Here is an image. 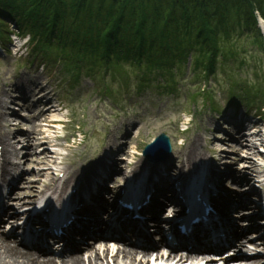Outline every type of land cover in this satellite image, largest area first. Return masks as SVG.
Masks as SVG:
<instances>
[{
	"label": "rangeland",
	"instance_id": "rangeland-1",
	"mask_svg": "<svg viewBox=\"0 0 264 264\" xmlns=\"http://www.w3.org/2000/svg\"><path fill=\"white\" fill-rule=\"evenodd\" d=\"M263 23L259 17V33L237 31L228 41V38L224 40L223 50L231 55L225 62L219 61L216 76L207 80L203 73L191 71L188 62L183 67V74L176 67L170 73L152 72L150 79L134 66L118 65L111 69L105 84L96 85L103 77L102 72L95 81L84 76L73 84L53 56L43 66L34 65L32 51L35 44L26 45L16 55L14 50L7 53L10 46L17 49L19 43L25 42L20 37H13V45L6 42V49H0V115L7 112L6 130L19 150L16 161L25 163L17 176L19 190L13 191L26 201L41 197L47 191L50 193L59 186L57 183L64 182L67 186H62L59 194L63 198H71L76 191L87 197L90 182L94 183L99 175L108 174L104 182L105 197L108 198L120 192L131 170L139 164L149 163L143 157L144 149L163 133L171 139L174 159L166 162L157 176L167 169L175 178L182 165L188 166L186 154L194 145L200 150L198 162L211 164L213 161L218 165V172L242 171L240 167L247 161L243 160L242 165L237 161L236 153L242 146L240 155L246 159L248 146L240 134L233 135V128L251 130L247 133L252 135L251 138H255L257 128L264 132V103L260 101L264 98V52L256 42L257 38L264 39ZM43 59L46 58L37 60H47ZM118 76L124 77L125 84L120 79L113 80ZM140 81L149 84L148 90L138 91ZM236 85L251 91L256 103V106L245 104L241 109L242 115L249 116L242 123L244 126L236 118L238 114L226 112L229 93ZM253 93H261V96L258 98ZM210 97L221 114L207 109ZM50 105L63 107V110L48 116L45 113L51 112ZM53 116H62V120L54 121ZM262 136L260 139L264 140V134ZM28 139L33 140V146L27 145ZM45 150L49 153L47 161ZM8 157L13 158L14 153ZM250 157L256 162L260 158L259 162L264 164L261 154ZM79 160L80 164L77 163ZM260 169L263 170L261 166ZM147 170L152 174L149 178L155 177L154 173L158 171ZM67 173L72 177L66 178ZM222 185L235 193L234 182L223 181ZM52 198L56 197L53 195ZM88 254L83 255L85 261Z\"/></svg>",
	"mask_w": 264,
	"mask_h": 264
},
{
	"label": "trees",
	"instance_id": "trees-1",
	"mask_svg": "<svg viewBox=\"0 0 264 264\" xmlns=\"http://www.w3.org/2000/svg\"><path fill=\"white\" fill-rule=\"evenodd\" d=\"M259 15L264 19V0H0V43L16 26L32 36L33 63L53 56L73 84L84 76L95 81L100 72L96 85L105 84L118 65L134 66L150 79L152 72L176 67L183 74L188 62L207 80L231 55L224 40L237 31L259 33ZM257 39L264 52V39ZM42 58L47 60H37ZM116 79L125 84L123 76ZM139 83L138 91L148 90L149 84ZM229 94L227 110L238 113L255 103L251 91L237 85ZM208 102L214 104L211 97Z\"/></svg>",
	"mask_w": 264,
	"mask_h": 264
},
{
	"label": "bare ground",
	"instance_id": "bare-ground-1",
	"mask_svg": "<svg viewBox=\"0 0 264 264\" xmlns=\"http://www.w3.org/2000/svg\"><path fill=\"white\" fill-rule=\"evenodd\" d=\"M21 85L22 87H25L23 83ZM53 109H52V112L47 113L48 116H52L54 115V113H56V110H53ZM6 116H7V112H4L0 115V146L2 149L0 152H3L2 153L3 156L9 153L11 154L12 152L16 153L17 155L18 151H17L16 145L12 142L9 136V133L6 130L7 126L5 125V123L8 122ZM52 118L55 119L54 121L62 120V116H53ZM258 129L260 128H257L256 132L258 133H255V135L256 134L263 135L264 132ZM233 130H234L233 135L235 137H236V134L237 135L240 134L241 136V134L246 133L244 129L242 132L238 131V129L235 130L234 128ZM259 135H257V137ZM231 139H234V138L231 136ZM238 142H240V140H238ZM27 145L33 146L34 145L33 140L28 139ZM241 151H242V146H240V149L236 153V156H238L237 161H239L242 165H243L242 163L243 160H246L247 162L243 166L240 165L241 166L240 169H242V171H239L238 169V173L246 174V176L244 175L238 176L237 172L228 170L226 172L220 173L219 177L221 178V180L227 179L229 181L235 182V184H237L238 186L237 189L241 193L245 192L244 195H242V197L245 196L251 201L249 203L245 199H242L240 197L239 200H242V201L239 202V205L241 207H237L235 211H237L239 208H242L244 206H248L249 209L251 210V214L255 218H261L263 217V213H264V189H263L264 184L262 183L264 181L262 177L263 173H262V170L260 169V163L254 161L250 157L251 153L253 152V149L248 148L246 150L247 152L246 154L248 155L246 159L241 157L240 155ZM44 152H45L44 155L47 161L49 158L48 157L49 153L46 150ZM199 152L200 150L198 149V146L194 145L191 147V152L190 153L188 152L186 154L185 162L188 163V168L186 171H191L195 169V166L197 165L196 163L198 162L196 159L198 158ZM262 154H264V151H262ZM180 155H183V154L180 153ZM110 168H112L111 170L114 171L113 166H111ZM0 170H1V167H0ZM15 170H16V165H12L11 169L8 170L7 172L11 174ZM19 170H21V167L17 169L16 172ZM198 171H200V169ZM167 172L170 174V172L166 169L163 172H161L159 176L155 177V180L142 178L138 184L139 188L135 190V192H138V193L129 194V197H131L129 200L138 201L140 199V198L138 199V196L141 193L142 194L145 193V196H148L150 194L151 207L157 208L160 210L164 204H167L169 202L172 203L176 201L178 205L180 206L184 203V201L185 203L192 202L194 196L199 195L201 197H206V199L210 201H213V202L216 201V206H219V208L221 209H225L227 213H229L230 210L232 209L233 203L230 200V198H232L230 194L225 193V196L223 198L220 197V200H218L217 197L213 199L214 198L212 196L213 193L219 192V187H218L219 184L216 180L206 182V184H200L199 182V184L194 185L186 181L185 182L179 181L176 178H173L171 174L169 175ZM249 173L250 175L247 176V174ZM20 175H22V173H20ZM106 175L108 174H105L104 176L99 175L98 177L95 178V182L92 183L94 191L105 189L104 182H105ZM160 176L161 178L159 179V181H156V179L159 178ZM111 180H113V178ZM12 181H14V179H12ZM25 181H26V177L23 178V182ZM12 197H13L12 193L7 195V198L10 201L11 200L13 201ZM78 198L82 199L79 194L73 195V198L69 203L65 202L64 204L65 207H67L68 210L73 209L75 205L78 203L77 201H75ZM252 198H253V201H252ZM223 204H226V205L223 206ZM21 205L23 207H26V205L24 204H21ZM13 206H14L13 204H8V207H6V209L9 210V207L12 208ZM86 207H88V205L82 207L79 210H76V212L74 213L75 216L79 214V216L83 217V219L84 217L87 218V220L85 221L84 220L79 221V224L83 227V232L86 234L89 232V227H92L93 229L97 228L96 230L97 232L104 233L105 231H109L113 234H118L121 237H125V235H128L129 237L130 236L137 237L135 236V234H137L135 230L136 228L140 229V231H143L142 230L143 226H140L138 222H135V223L130 222V225L118 223L117 229L110 227L108 225L109 222L107 223V225L101 226L100 220L97 216H94V217L90 216L88 214V209L82 210L83 208H86ZM40 212L45 213L46 216H50L51 222L61 223L63 220V218L59 216L56 208H54L50 212H47L46 207H45L43 208V210H40ZM144 212L146 216L151 215L154 218H157V220H159L158 211L146 207V208H142V212L140 213H144ZM151 216H148L147 218L150 219ZM69 218L70 217H67L66 220H69ZM3 220L5 219L3 218V215H2L0 216V222ZM130 227H132L133 229H131ZM69 230H71V228ZM92 234L96 235V232L94 233L92 232ZM145 238H149V235L147 233H145ZM89 252L91 253L90 255L88 254L86 261L84 259L85 257L79 254H77L75 257H69L67 260L57 261L56 259L48 258L43 255H36L25 249H21L16 245V241L8 242L4 239V236L0 234V264H85V263L86 264H213V262L209 260L207 256H204V255L203 256H198V255L192 256L191 253L173 254V253H168V252L161 253L157 250L155 251H147L143 249L137 250L129 246H124L122 242H116L114 245L105 244L103 246L101 253L99 251H96L95 246H92L89 248ZM260 253L261 252H259L258 254ZM253 263L256 264L257 260L254 261Z\"/></svg>",
	"mask_w": 264,
	"mask_h": 264
},
{
	"label": "water",
	"instance_id": "water-1",
	"mask_svg": "<svg viewBox=\"0 0 264 264\" xmlns=\"http://www.w3.org/2000/svg\"><path fill=\"white\" fill-rule=\"evenodd\" d=\"M172 147L167 136L162 135L150 145L145 151V157L156 162L159 160H169L171 158Z\"/></svg>",
	"mask_w": 264,
	"mask_h": 264
}]
</instances>
